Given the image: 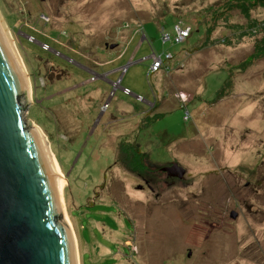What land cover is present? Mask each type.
Returning <instances> with one entry per match:
<instances>
[{
  "label": "rangeland",
  "instance_id": "obj_1",
  "mask_svg": "<svg viewBox=\"0 0 264 264\" xmlns=\"http://www.w3.org/2000/svg\"><path fill=\"white\" fill-rule=\"evenodd\" d=\"M179 19L192 33L163 43ZM0 21L23 118L65 183L77 264H264V0H0ZM152 51L164 66L148 72ZM127 57L120 85L140 99L105 81ZM120 143L184 178L149 189Z\"/></svg>",
  "mask_w": 264,
  "mask_h": 264
},
{
  "label": "water",
  "instance_id": "obj_2",
  "mask_svg": "<svg viewBox=\"0 0 264 264\" xmlns=\"http://www.w3.org/2000/svg\"><path fill=\"white\" fill-rule=\"evenodd\" d=\"M3 30H0V264H77L73 234L62 214L41 135L34 127L28 128L23 118L28 106L24 100L25 75ZM116 46L106 44L110 49ZM89 71L96 79L97 73ZM160 170L169 178L180 180L186 174L176 162ZM235 215L231 213L232 217Z\"/></svg>",
  "mask_w": 264,
  "mask_h": 264
},
{
  "label": "trees",
  "instance_id": "obj_3",
  "mask_svg": "<svg viewBox=\"0 0 264 264\" xmlns=\"http://www.w3.org/2000/svg\"><path fill=\"white\" fill-rule=\"evenodd\" d=\"M247 8L249 5L246 6ZM180 20V19H179ZM262 27L264 28V22L261 23ZM186 25V24H185ZM189 26V25H187ZM190 27V34L192 33L191 26ZM190 36V35H189ZM188 37L184 40L186 41ZM264 52H262V55ZM247 65L241 67L234 68V70H240L246 68ZM231 85V82H230ZM223 92L218 93V98L222 96ZM157 115L151 116L147 114L146 117L143 119L145 123L150 122V120L157 118ZM119 160L121 159L122 163L126 168L129 169L130 172L135 173L141 180L146 181L147 183H151L152 180H157L158 176H161L159 172V168L152 163L150 157L147 153L142 152L140 146L137 143H120L119 148Z\"/></svg>",
  "mask_w": 264,
  "mask_h": 264
},
{
  "label": "built area",
  "instance_id": "obj_4",
  "mask_svg": "<svg viewBox=\"0 0 264 264\" xmlns=\"http://www.w3.org/2000/svg\"><path fill=\"white\" fill-rule=\"evenodd\" d=\"M190 35V27L183 24L182 21H179L175 26H174V34H170L167 31L163 30L161 31V40L163 43H166L168 41L170 42H176V43H181L183 42L188 36ZM144 37V35H143ZM171 57V54H167L165 55V59H168ZM151 58L153 60L151 67L148 69V72H153L161 69V67L164 66V60L162 59L161 56H157V54L155 52L152 51L151 54ZM147 58H143L141 60H146ZM134 60L133 58H131L128 62V64L126 66H121L118 70L120 72V76L116 81H113L112 85H113V90H115L116 88H120L121 85V81H122V77L124 75V73L126 72L127 68L129 67V64L133 63ZM92 80L94 79V77L91 78ZM122 91L125 94H130L131 92L129 91L128 88L122 87ZM140 97V96H139ZM140 99V98H138ZM143 100V99H141ZM189 116V112L186 111L184 119H187Z\"/></svg>",
  "mask_w": 264,
  "mask_h": 264
},
{
  "label": "bare ground",
  "instance_id": "obj_5",
  "mask_svg": "<svg viewBox=\"0 0 264 264\" xmlns=\"http://www.w3.org/2000/svg\"><path fill=\"white\" fill-rule=\"evenodd\" d=\"M1 24V23H0ZM0 30L2 31V32H4V30H3V28L1 29V25H0ZM6 36V35H5ZM6 39V38H5ZM7 41V40H6ZM7 43H8V46L10 47V45H9V42L7 41ZM10 49H11V51H12V48L10 47ZM12 53H13V51H12ZM14 55L16 54V53H13ZM35 129L37 130V128L35 127ZM40 129V128H39ZM39 133H40V131H39ZM40 135H41V138H42V141H43V144H44V147H45V150H46V153H47V160H48V164H49V167H50V170L53 172V169H52V166H51V163H50V161H49V151L47 150V147H46V145H45V142H44V137L42 136V134L40 133ZM52 157V156H51ZM56 163H57V161H56ZM55 163V161H54V166H55V175L58 173V171H59V168H58V166H57V164ZM54 174V173H53ZM54 175V180H55V184H56V187H57V191H58V193H59V199H61L60 197H61V192H62V188L64 187V180H61V179H58L56 176ZM56 178H57V180H56ZM61 201V200H60ZM62 202V201H61ZM60 206H61V208H63V204L61 203L60 204ZM64 209V208H63ZM62 210V209H61ZM62 212H64V211H62ZM63 214V213H62ZM65 221L67 222V224H68V226H69V228L71 229V225L69 224V222H68V220H67V218L65 217ZM72 232V231H71ZM73 241H74V239H73Z\"/></svg>",
  "mask_w": 264,
  "mask_h": 264
},
{
  "label": "crops",
  "instance_id": "obj_6",
  "mask_svg": "<svg viewBox=\"0 0 264 264\" xmlns=\"http://www.w3.org/2000/svg\"><path fill=\"white\" fill-rule=\"evenodd\" d=\"M128 34V33H127ZM115 43L117 44V42L115 41ZM117 46H118V44H117ZM129 59V57H127L126 58V60H127V62L129 61L128 60ZM96 65L97 66H99L100 68H101V66L103 65V64H100V63H98L97 61H96ZM88 68V67H87ZM106 72V71H105ZM113 72H119V70L118 69H116V70H113V71H110V72H106V73H104V74H106L107 75V77L109 76V74H111V73H113ZM103 75V74H102ZM98 78H102L101 76H99ZM97 78V79H98ZM104 79V78H103ZM105 81L107 82V83H110L111 81L110 80H108L107 78L105 79ZM114 81V80H113ZM89 95H91L92 97H99V96H101L102 95V93H100V94H96V90H94L93 92H91V93H89ZM92 99L90 98V99H88V101H91ZM41 130V129H40ZM42 131V130H41ZM54 157V156H53ZM55 158V157H54Z\"/></svg>",
  "mask_w": 264,
  "mask_h": 264
},
{
  "label": "flooded vegetation",
  "instance_id": "obj_7",
  "mask_svg": "<svg viewBox=\"0 0 264 264\" xmlns=\"http://www.w3.org/2000/svg\"><path fill=\"white\" fill-rule=\"evenodd\" d=\"M105 46H106V44H105ZM107 48H109V47H107ZM110 49V48H109ZM131 58H133V57H131ZM134 59V58H133ZM88 70H92L93 71V69L92 68H89L88 67ZM106 75V74H105ZM94 77V76H93ZM97 77H99V74H97V76H96V78ZM106 78H107V75H106ZM92 80V79H91ZM158 167V166H157ZM159 168V167H158ZM159 172L161 173V175L163 174V175H165V177L166 178H168V176H166V173L165 172H162L161 170H160V168H159ZM133 173V172H132ZM133 174H135V173H133ZM136 175V174H135ZM169 179V178H168ZM177 180H180V179H177ZM143 181V180H142ZM145 184H146V186H151L149 183H147L146 181H143ZM174 182H172V184H173ZM165 184H166V186H168V184H169V182L167 183V182H165ZM138 189H141V187H139ZM149 189H151L150 187H149ZM190 253V252H189Z\"/></svg>",
  "mask_w": 264,
  "mask_h": 264
},
{
  "label": "clouds",
  "instance_id": "obj_8",
  "mask_svg": "<svg viewBox=\"0 0 264 264\" xmlns=\"http://www.w3.org/2000/svg\"><path fill=\"white\" fill-rule=\"evenodd\" d=\"M179 21H182V20H179ZM163 30H164V29H163ZM161 31H162V30H161ZM143 35H144V33H143ZM142 37H143V36H142ZM133 60H134V59H133ZM92 77H93V76H92ZM92 77H91V78H92ZM93 80H95V79H93ZM91 81H92V80H91ZM121 87H122V86H121Z\"/></svg>",
  "mask_w": 264,
  "mask_h": 264
}]
</instances>
